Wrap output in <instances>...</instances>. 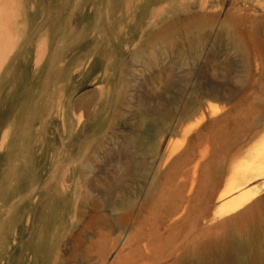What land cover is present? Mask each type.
<instances>
[{
  "label": "rangeland",
  "instance_id": "374dc122",
  "mask_svg": "<svg viewBox=\"0 0 264 264\" xmlns=\"http://www.w3.org/2000/svg\"><path fill=\"white\" fill-rule=\"evenodd\" d=\"M263 135L264 0H0V264H116L177 186L205 248L263 239L215 216Z\"/></svg>",
  "mask_w": 264,
  "mask_h": 264
},
{
  "label": "bare ground",
  "instance_id": "6f19581e",
  "mask_svg": "<svg viewBox=\"0 0 264 264\" xmlns=\"http://www.w3.org/2000/svg\"><path fill=\"white\" fill-rule=\"evenodd\" d=\"M199 7L201 17L206 16L207 20L214 17L204 13L206 7L204 2ZM197 21H200L199 17L193 18V22ZM188 53L191 59H194V49L190 48ZM154 112L155 118L152 119V123L156 129L153 139L160 134L162 125L169 118L163 110L156 109ZM142 121L144 120H140ZM215 137L222 142L226 139L223 131H219ZM127 141L132 148L140 147L136 138L130 137ZM147 147L150 150L153 149L152 141L147 143ZM185 154L187 153L183 152L179 157ZM144 166L143 161L132 160L127 171L141 172ZM196 169L197 166L193 171L195 172ZM220 171L219 167L213 168L206 183L216 177ZM230 174L226 190L216 198L219 205L215 216L219 219L223 218V221L217 223L221 227L232 222L235 217L241 218L258 210L264 203V196H261L264 181L259 185H253L259 180H264V135L249 148L242 161L232 168ZM180 190L177 186L176 194H174L176 200L167 203L161 215L158 214L160 211L156 212L158 205L151 209V221L143 223L146 229L138 232L131 246H128L125 257L119 259L116 264H264V238H261L259 227L256 226L247 238L239 235L241 232H233L224 237L222 246L214 245L205 248L200 237L204 231H208V226H200L201 206L192 205L191 191L185 194L184 189ZM206 191L207 187L203 192ZM139 229L137 230L140 231Z\"/></svg>",
  "mask_w": 264,
  "mask_h": 264
}]
</instances>
